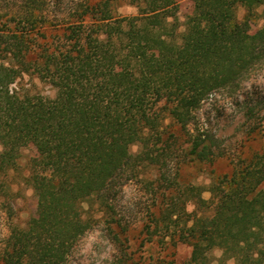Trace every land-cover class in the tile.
Returning a JSON list of instances; mask_svg holds the SVG:
<instances>
[{
	"label": "trees",
	"instance_id": "16d2710c",
	"mask_svg": "<svg viewBox=\"0 0 264 264\" xmlns=\"http://www.w3.org/2000/svg\"><path fill=\"white\" fill-rule=\"evenodd\" d=\"M116 1L137 15L114 17ZM52 3L22 0L0 19V170L15 169L21 149L35 146L27 182L38 202L25 226L12 225L2 264H67L93 225L94 203L113 211L117 189L151 166L159 175L150 186L166 208L150 235L164 230L173 244H189L184 264H211L214 249L218 264H264V151L216 177L206 200L168 170L177 139L163 128L170 117L192 137L183 160L214 159V139L189 127L207 98L264 62V27L248 29L259 7L264 18V0H194L179 34L174 0H85L68 18L53 15ZM25 76L54 96L30 93ZM190 203L204 213L188 212Z\"/></svg>",
	"mask_w": 264,
	"mask_h": 264
},
{
	"label": "rangeland",
	"instance_id": "374dc122",
	"mask_svg": "<svg viewBox=\"0 0 264 264\" xmlns=\"http://www.w3.org/2000/svg\"><path fill=\"white\" fill-rule=\"evenodd\" d=\"M85 0H54L51 5L53 15L68 18L80 2ZM177 6V34L185 29V22L193 11L194 0H174ZM22 0H0V19L5 21L11 10H16ZM114 17L134 16L138 8L125 1H116L112 5ZM246 10L238 9V19L243 21ZM56 19H58L56 17ZM173 21L172 18L169 19ZM264 27L263 7L257 9V15L249 24V32L254 33ZM23 84L32 94L54 96L55 90L38 79L23 78ZM17 85L14 84L13 87ZM251 113L253 115H251ZM255 127V133L248 131ZM164 138L174 135L170 140L175 143L174 159L171 168L174 174L179 169L178 181L184 188L196 186L203 189L202 197L211 198L210 186L216 177L231 173L241 158H249L264 151V62L256 65L243 80L234 87L218 90L207 98L196 113V118L189 127L193 135L212 138L215 142V157L210 162L188 161L185 151L191 141L189 134L182 132L170 117L164 121ZM2 147L0 145V151ZM140 145L131 147L137 154ZM37 156L33 145L23 147L15 169L0 170V256L12 225L25 226L36 215L38 202L31 185L27 182L31 159ZM179 156V157H178ZM157 167H143L141 175L127 181L117 189L113 197V211H105L94 203L90 212L94 216L92 227L79 239L72 250L67 264H158L173 261L184 264L192 254V247L182 241L175 244L164 230L159 235H150L153 230L154 214L158 215L166 208L160 205V198L150 186L157 178ZM259 189L264 190V183ZM88 205L85 208L88 209ZM188 212L203 214L195 203L188 205ZM209 213L211 209H206ZM151 226V227H149ZM180 235L181 226L175 227ZM177 235V236H179ZM211 264H218L222 250L214 249L209 253ZM0 264H2L0 257Z\"/></svg>",
	"mask_w": 264,
	"mask_h": 264
}]
</instances>
